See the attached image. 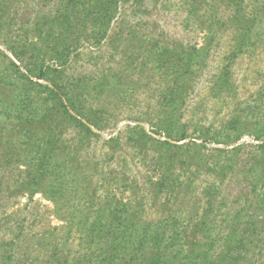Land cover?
Masks as SVG:
<instances>
[{
    "label": "rangeland",
    "instance_id": "obj_1",
    "mask_svg": "<svg viewBox=\"0 0 264 264\" xmlns=\"http://www.w3.org/2000/svg\"><path fill=\"white\" fill-rule=\"evenodd\" d=\"M69 1L0 0V264H100L89 228L119 200L137 237L159 231L191 254L207 239L200 259L233 247L239 264H264V0H119L115 13L75 0L66 19ZM36 61L58 69L96 135L48 101L54 81L24 78ZM21 94L38 107L29 125ZM32 136L56 140L67 172L86 167L64 194L34 185Z\"/></svg>",
    "mask_w": 264,
    "mask_h": 264
},
{
    "label": "trees",
    "instance_id": "obj_2",
    "mask_svg": "<svg viewBox=\"0 0 264 264\" xmlns=\"http://www.w3.org/2000/svg\"><path fill=\"white\" fill-rule=\"evenodd\" d=\"M75 0H71L68 3L65 4V10H69V12H64L63 15H67L65 17L66 19L70 16V11L74 10V2ZM110 4L111 10L115 13V11L118 8L119 0H106ZM73 4V5H72ZM109 5L105 4V1L103 2L102 6L100 8L107 9ZM91 6L88 8L87 15H91L90 11ZM100 8H98L96 11L100 13ZM61 9L56 10L55 14L58 16L60 14V17L62 16ZM92 13L94 9H91ZM114 15V14H113ZM57 16L52 17V22L55 24V21H57ZM68 21V20H65ZM9 45L8 49L11 51L13 56L16 58V60H19V62L24 61V49L23 47L16 46L18 45L16 42H12ZM24 50V51H22ZM60 53V52H59ZM61 54V53H60ZM26 58V56H25ZM12 65L16 67L17 70H20V67L14 62L11 61ZM27 70V74H23L24 78L27 79L30 83H35L39 86H42L46 88L49 99L48 101H55L59 105L62 106V109L68 113V115L80 125L84 130L88 131L89 133H93L96 135V133L93 131V129L90 127V125L86 124L80 116L84 117L86 116V113L83 110V107L78 103L80 97L73 94V93H67L65 88V85H61L60 83L54 81L51 79V76L54 72H56L58 69L52 68L50 66H47L45 64H40L38 61H36L33 64V67L27 66L25 67ZM34 78L37 80L35 81ZM39 80H47L51 81V83H54V86H51L50 84L42 85L39 83ZM50 83V82H49ZM21 91V90H20ZM22 93V91H21ZM24 93V91H23ZM16 105L18 108V114H23V123L24 124H31L33 121H37L39 119L38 116V107L35 105L34 101L29 102L27 99L26 94H21L18 100L16 101ZM35 105V106H34ZM16 115V116H17ZM48 115V114H47ZM45 114V116L47 117ZM87 121L89 123H93L91 119H88ZM34 129V127H32ZM28 131V128L26 131L30 133V130ZM24 130V125L22 127V130L19 132L21 134V137L24 136L22 134ZM33 131V130H32ZM159 131V130H158ZM157 131V132H158ZM36 134L35 136H37ZM32 139H35L33 141L34 144H36L37 147L32 146L34 149L32 154L34 157L29 159V161L26 163L28 164L29 170L33 171L32 179L34 185L38 184L39 181H44L45 179L49 178L51 182V194L55 196V192L58 194H64V191H68L69 180L70 178L66 179L69 175H74L76 172L79 174H83L86 172V167H83L82 165H79V170L77 171H68L67 167L68 164H64L63 161H59L56 158L55 154V143L56 140H53V137H40L37 139L36 137L32 136ZM116 138H112L111 141L115 142ZM185 139V137L179 139L178 141H182ZM240 138L237 137L236 141H238ZM38 140V141H36ZM11 141H14V139H11ZM166 143H168L166 141ZM261 147L264 148V139L261 143ZM34 151H37L36 154H34ZM27 171V169H26ZM75 176V175H74ZM73 177V176H72ZM30 178V177H29ZM87 179V177H84V181ZM32 183V182H31ZM67 184V185H66ZM82 184V182H81ZM39 190V189H38ZM37 188L31 191V194H36ZM44 192V191H43ZM42 192V193H43ZM47 196V198L52 199V195L44 192ZM43 193V194H44ZM120 206L113 204L112 202L108 205H111L109 208V213H105L103 215H100L99 212L96 215V219L91 223V227L89 228V235L93 236H99V238L102 239V243L104 245H100L101 247L107 248L105 250V255H102L100 259V264L103 262V264H134L135 261H139L142 264H239V261L242 257L241 254H234L232 249L233 247H229V249L225 250V253L220 256L218 261L208 260V256H204L203 259L201 258V254L203 253V247L208 245V240L203 241L202 243H199L200 246L197 248H193L192 252H194L197 249L196 253H184L181 249V251L173 252L169 251L167 249L168 245L166 244V241L163 239V234H160L159 231H155L151 234L149 239H146L144 235H138L133 233L135 230L130 227V224L133 222L132 217H126L127 213H125L126 208L129 207L130 202H124L119 200ZM122 205V206H121ZM125 208V209H124ZM129 209V208H128ZM127 209V210H128ZM107 211L108 209H104V211ZM125 215V217H124ZM108 216V218H106ZM175 227V225H173ZM136 232V231H135ZM99 234V235H98ZM109 234L111 235V238L109 237ZM175 236H172L171 238L175 240L177 234L179 233H173ZM206 242V244H204ZM149 243V244H148ZM166 244V245H165ZM145 248H151L149 251H146L145 254L138 256V252H134V250H138L139 252H144ZM125 253H129V256H126ZM196 255V256H195ZM180 259V261H178ZM185 261V262H184Z\"/></svg>",
    "mask_w": 264,
    "mask_h": 264
}]
</instances>
